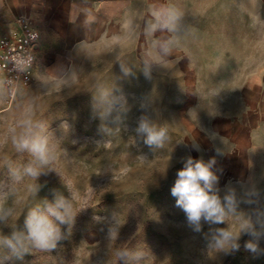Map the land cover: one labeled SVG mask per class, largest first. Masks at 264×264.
I'll return each mask as SVG.
<instances>
[{"label":"rangeland","instance_id":"374dc122","mask_svg":"<svg viewBox=\"0 0 264 264\" xmlns=\"http://www.w3.org/2000/svg\"><path fill=\"white\" fill-rule=\"evenodd\" d=\"M188 2L186 21L197 27L202 23L203 36L209 39L216 16L200 13L201 0ZM233 2L228 20L243 26V15L236 12L241 2ZM177 5L174 0L171 14L176 19L168 31H151L149 15H139L133 28L123 29L116 39L87 47L68 72L52 77L36 67L32 82L12 100L0 69V109L9 106L0 111V210L10 213L0 220V237L26 234L28 212L56 195L69 200L74 213L71 229L61 226L65 238L54 250L26 242L27 251L18 257L0 246L2 264H264V254L244 248L246 241L254 240L264 250V207L249 205L241 198L242 190H234L237 213L251 220L257 235L242 233L239 250L230 252L211 247L212 233L216 228L238 232L241 220L202 222V230L193 231L171 195L182 158L206 163L214 159L212 171L217 165L210 151L211 126L199 123L204 121L200 116L210 112L209 105L184 104L192 101L185 94V77L196 65L209 70L211 62L195 60L187 46L178 49ZM262 28L264 19L250 32ZM208 48L201 45L196 51ZM206 81L205 92L210 93L208 77ZM141 118L167 130L162 146L145 144L136 131ZM21 135L47 139V164L17 149L14 138ZM29 165L38 175L25 172ZM216 175L221 197L228 192L226 180L243 178ZM121 252L126 253L123 258Z\"/></svg>","mask_w":264,"mask_h":264},{"label":"crops","instance_id":"0c3cea01","mask_svg":"<svg viewBox=\"0 0 264 264\" xmlns=\"http://www.w3.org/2000/svg\"><path fill=\"white\" fill-rule=\"evenodd\" d=\"M240 2L236 12L243 15V26L228 20L234 12L233 0H201L200 13H210L217 19L207 39L202 23L197 27L196 22L190 26L186 21L190 3L178 0L177 46L189 47L197 61L211 62L209 70L196 65L185 77V94L192 101L184 104L195 108L209 105L206 108L210 112L204 118L201 115L199 119L204 121L199 123L212 129L210 151L217 163L213 172L243 175L241 180H226L224 187L242 190L241 198L249 205L264 207V30L250 32L251 26H260L264 19V0H256V6L251 0ZM173 3L174 0H0V36L13 28L15 16L29 17L40 30L35 65H40L42 74L57 77L68 72L87 47L116 39L123 29H132L139 15H149L151 31H168L163 21L173 11ZM193 7L197 9L199 5ZM223 16L227 20H219ZM201 45L209 47L208 52H197L196 47ZM207 77L210 93L205 92ZM219 142L229 146L223 149Z\"/></svg>","mask_w":264,"mask_h":264},{"label":"clouds","instance_id":"9594fccd","mask_svg":"<svg viewBox=\"0 0 264 264\" xmlns=\"http://www.w3.org/2000/svg\"><path fill=\"white\" fill-rule=\"evenodd\" d=\"M159 18V14H157ZM176 19L174 14H169L163 21V26L171 28ZM167 51V48H164ZM136 131L145 137L148 146H162L167 137V130L157 129L146 118H141ZM18 150L29 151L41 165L50 160V149L47 139L39 135H21L14 138ZM199 150L198 146H195ZM183 167L178 170L177 178L171 187V195L176 199V206L181 208L186 215L187 222L193 231L202 230V222L209 225L225 224L229 218L241 220L240 230L234 232L231 228H216L212 233L211 247L216 251H238V243L242 233L257 235L251 220L237 213V198L235 191L229 189L221 197L217 187L219 177L211 170L215 160L207 163L203 159H194L191 156L182 158ZM25 172L29 175H38V170L29 165ZM10 213L0 210V220ZM74 213L72 204L64 196L56 195L52 202L45 201L44 205L37 206L28 212L24 221L25 232H13L11 236L0 237V246H6L18 257L27 251L26 242L42 250H54L58 243L65 237L61 226L73 223ZM246 251L255 254H264L258 246V241L249 240L244 244ZM121 258L126 253L118 254ZM2 264V262H0Z\"/></svg>","mask_w":264,"mask_h":264},{"label":"built area","instance_id":"2783aa9c","mask_svg":"<svg viewBox=\"0 0 264 264\" xmlns=\"http://www.w3.org/2000/svg\"><path fill=\"white\" fill-rule=\"evenodd\" d=\"M13 24L11 30L0 36L2 85L10 100L33 80L40 38V30L29 17L17 15Z\"/></svg>","mask_w":264,"mask_h":264},{"label":"bare ground","instance_id":"6f19581e","mask_svg":"<svg viewBox=\"0 0 264 264\" xmlns=\"http://www.w3.org/2000/svg\"><path fill=\"white\" fill-rule=\"evenodd\" d=\"M7 108H9V106H6V107H4L3 109H0V111L5 110V109H7Z\"/></svg>","mask_w":264,"mask_h":264}]
</instances>
